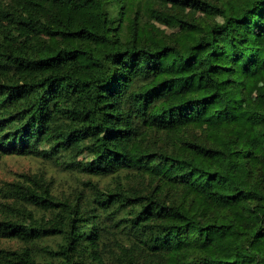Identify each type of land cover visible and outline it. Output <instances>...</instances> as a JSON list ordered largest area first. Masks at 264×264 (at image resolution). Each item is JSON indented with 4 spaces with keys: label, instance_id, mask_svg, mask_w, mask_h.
<instances>
[{
    "label": "trees",
    "instance_id": "16d2710c",
    "mask_svg": "<svg viewBox=\"0 0 264 264\" xmlns=\"http://www.w3.org/2000/svg\"><path fill=\"white\" fill-rule=\"evenodd\" d=\"M8 155L81 186L2 180L0 264H264V0H0Z\"/></svg>",
    "mask_w": 264,
    "mask_h": 264
},
{
    "label": "rangeland",
    "instance_id": "374dc122",
    "mask_svg": "<svg viewBox=\"0 0 264 264\" xmlns=\"http://www.w3.org/2000/svg\"><path fill=\"white\" fill-rule=\"evenodd\" d=\"M258 85V79L253 77L248 84L249 100L254 97ZM24 172H41L46 176L52 177L56 191L59 192L81 186L79 180H75V177L70 178L67 173L65 174L58 166L54 165L49 160L41 157L19 155H8L4 158L0 165V182L2 180L11 181L17 178L19 173ZM109 238H112V236H109ZM58 239V237L53 236L39 240L34 244V246H37L35 247V251L40 252L41 249L38 246H44L45 244L52 245L57 242ZM20 245H23V242L18 239L0 237V247L14 248Z\"/></svg>",
    "mask_w": 264,
    "mask_h": 264
}]
</instances>
